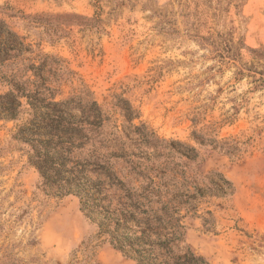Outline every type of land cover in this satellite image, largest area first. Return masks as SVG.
<instances>
[{"label": "rangeland", "instance_id": "374dc122", "mask_svg": "<svg viewBox=\"0 0 264 264\" xmlns=\"http://www.w3.org/2000/svg\"><path fill=\"white\" fill-rule=\"evenodd\" d=\"M0 55V264H138L112 242L130 232L100 233L36 166L43 105L68 98L119 122L124 99L134 124L193 148L163 151L204 193L182 245L264 264V0H0Z\"/></svg>", "mask_w": 264, "mask_h": 264}, {"label": "trees", "instance_id": "16d2710c", "mask_svg": "<svg viewBox=\"0 0 264 264\" xmlns=\"http://www.w3.org/2000/svg\"><path fill=\"white\" fill-rule=\"evenodd\" d=\"M115 105L123 117L120 122L95 100L46 102L40 115L48 138L39 141L36 166L42 175L50 172L54 181L63 183L55 186L58 191L74 187L81 193L82 207L100 218V233L130 232L112 236V242L138 264H208L182 245V210L192 211L204 193L188 185L185 171L170 167L172 156L163 152L169 148L192 160L194 149L160 141L145 123L134 124L138 111L128 101L118 99ZM74 108L80 109L79 115H72Z\"/></svg>", "mask_w": 264, "mask_h": 264}]
</instances>
